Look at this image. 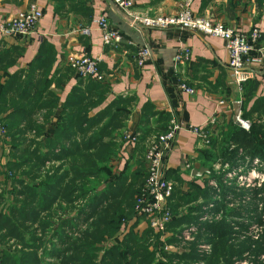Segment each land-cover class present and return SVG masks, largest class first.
Wrapping results in <instances>:
<instances>
[{
  "label": "trees",
  "instance_id": "16d2710c",
  "mask_svg": "<svg viewBox=\"0 0 264 264\" xmlns=\"http://www.w3.org/2000/svg\"><path fill=\"white\" fill-rule=\"evenodd\" d=\"M7 56L0 54V129L5 133L0 141L10 145L11 158L0 174L5 176L6 183L11 182L13 189L8 193L14 196V203L7 202V191L1 188L0 182V246L15 240L21 248L0 247V264H52L44 263L39 252L43 248L47 253L45 247L49 241L45 237L54 227V220L59 223L52 236L66 247L64 250L54 248L48 254L60 259V264H153L155 253L150 251L153 234L150 229L144 233L131 230L122 241L105 248L122 224L134 218L135 196L147 176L143 164L132 173V167H128L119 177H111V163L120 150L116 134L125 127L128 116L125 100L116 99L90 116L104 102L106 88L102 81L83 79L69 67L78 78L79 86L71 91L55 117L54 126L47 130L59 103L56 92L50 90L55 80V74L51 73L50 48L42 49L41 58L25 73L9 74L10 63L4 64ZM257 87L258 84L250 80L242 85V119L251 123L250 129L245 131L230 120L220 132L221 139L212 137L209 148L200 152L201 166L210 170L208 177H214L213 163L219 159L231 161L239 156L240 150L252 159L264 160V97L256 99L251 109L247 105ZM41 112H44L42 122L36 120ZM148 118L147 114L143 116L144 124ZM167 128L162 127L160 133ZM145 131L149 129H141L142 140L147 136ZM28 133L34 134V138L26 146ZM53 161L60 165L47 169L46 164ZM16 171H21L33 184L16 176ZM204 180L196 178L189 183L187 196L179 195L178 190L174 192L173 228L183 223L194 224L193 218L175 214L181 205L201 196L205 202L210 200L211 192L200 184ZM79 203L83 206L76 212ZM63 214L67 215L65 219L61 218ZM81 216L82 223L90 221L84 230L75 229L73 225ZM66 230L76 234V238ZM205 233L211 234L209 240L214 244L208 264H233L234 257L252 251L250 246L235 249L229 245L228 223L207 225ZM257 248L255 252H264V245L257 244ZM169 257L180 259L175 254ZM190 258L196 260V253L181 256L182 260Z\"/></svg>",
  "mask_w": 264,
  "mask_h": 264
},
{
  "label": "crops",
  "instance_id": "0c3cea01",
  "mask_svg": "<svg viewBox=\"0 0 264 264\" xmlns=\"http://www.w3.org/2000/svg\"><path fill=\"white\" fill-rule=\"evenodd\" d=\"M131 1L134 3L132 12L160 17L175 14L183 0ZM34 4L43 12L36 34L26 39L3 37L0 34V54H8L4 62L10 63L8 73L13 75L27 72L41 58L42 49L50 48L51 73L55 74L50 90L56 92L59 100L56 116L47 125V130H51L69 94L74 87L79 86L78 78L69 69L68 55L87 52L98 58L101 61V72L105 75L102 85L107 93L104 102L90 116L96 115L119 98H123L127 106L125 127L116 134L120 150L111 164L115 177H119L128 167H132L131 173L143 164L147 169L145 155L151 140L160 135V129L168 126L173 119L205 127L217 116V123L212 128L214 131L219 124L230 120L236 123L234 116L237 104H240L239 115L242 118L243 88L231 83V73L227 66L228 52L223 39L182 31L177 27L164 30L132 28L111 0H0V24ZM192 11L241 32L259 28L263 37L258 47L264 50V0H194ZM100 15H105L110 25L122 33L123 43L120 46L104 45L102 34L94 24ZM84 27L90 28V35H82L81 29ZM144 45H150L152 53L140 67L137 54ZM184 48L190 51V60L178 65L176 72V56ZM254 72L255 78L250 81L256 82L258 87L254 98L247 104L248 109H251L256 99L264 97V62ZM173 76L178 77L179 81ZM182 84L195 92L192 94L182 90ZM145 114L149 118L144 124L142 119ZM142 128L149 129L145 131L147 136L143 140ZM128 132L139 134L137 142L132 146L124 142V134ZM204 149L207 148L195 135L185 129L180 131L174 149L165 159V175L167 180L175 184V191L185 188L196 178L200 181L207 179V175H190L191 169L195 171L203 168L199 154ZM188 225L192 224L183 223L173 228L171 223L167 238L161 244L176 243L175 235ZM137 229L135 225L130 226L124 222L112 241H122L131 230L137 232ZM140 230V233H144L147 229L140 227ZM171 239L173 241L169 242ZM153 241L160 244L159 237L154 233L149 243L150 251L155 253V262L156 245ZM177 260L168 256V261L176 263Z\"/></svg>",
  "mask_w": 264,
  "mask_h": 264
},
{
  "label": "built area",
  "instance_id": "2783aa9c",
  "mask_svg": "<svg viewBox=\"0 0 264 264\" xmlns=\"http://www.w3.org/2000/svg\"><path fill=\"white\" fill-rule=\"evenodd\" d=\"M111 1L113 6L123 13L124 20L132 28L164 30L177 27L182 31L200 33L223 39L228 52L227 66L231 73V83L237 87H242L243 83L254 79L255 68L260 67L264 62V50L258 47L259 42L262 40V32L259 28H254L249 32H241L226 27L222 23L213 21L210 18L196 15L192 11L194 0H183L179 4L178 11L175 14L160 17L143 16L132 12L134 3L131 0ZM42 18V10L38 5L34 4L28 10L20 12L12 19L0 24V34L3 37L29 38L36 34ZM94 24L102 34L104 45L118 47L123 43L122 33L110 25L105 15L97 17ZM81 33L84 36L90 35V28H82ZM151 53L150 45H144L139 49L137 60L140 67L150 58ZM189 60L190 51L186 48L182 49L176 56L177 66L175 71L177 72L178 65ZM67 63L83 79L105 81V75L100 70L101 61L98 58L92 57L87 52L68 55ZM181 89L192 94L195 92L183 84L181 85ZM217 118V116L213 117L205 127L188 125L173 119L169 123L166 132L151 140L145 155L147 176L135 196V216L133 219L127 221L130 226L135 225L138 228L137 232H141L140 227L150 229L154 235L159 237V243H164L169 232V225L174 221L172 203L175 192V184L167 180L165 175V159L174 149V142L178 134L184 129L195 135L200 143L208 148L213 137L212 128L216 125ZM237 122L239 123L238 125L247 131L251 127V123L242 119L240 115L237 117ZM4 134V130L0 129L1 139ZM138 137L139 134L137 133H125L124 142L128 146H132L137 142ZM187 167L190 168L189 165ZM193 172L194 170L191 169L190 175L192 177ZM204 220L211 222L213 219L208 218V215H206ZM191 226L193 225L184 227L186 229H182L184 231L181 234L178 232L175 235L176 240H182L184 243L193 240L195 227ZM155 242L153 241V244L156 245V264H167L168 256L171 254L180 255L176 247L178 244L177 241L174 244L164 245ZM202 248L203 250L201 252L204 255H207L211 250L210 245H204Z\"/></svg>",
  "mask_w": 264,
  "mask_h": 264
},
{
  "label": "rangeland",
  "instance_id": "374dc122",
  "mask_svg": "<svg viewBox=\"0 0 264 264\" xmlns=\"http://www.w3.org/2000/svg\"><path fill=\"white\" fill-rule=\"evenodd\" d=\"M36 117V120H43V112ZM224 125L219 124L215 127L213 131V137L221 139L220 132L224 130ZM222 128V129H220ZM227 128V127H226ZM245 130V129H244ZM247 131V130H245ZM34 138V134L28 133L26 138L28 139L25 143L28 146L30 139ZM235 146L232 145L231 149ZM209 148V147H208ZM10 145L3 140L0 142V160L2 163L1 170L4 171V165L7 163V159L11 158L10 155ZM112 164V163H111ZM47 169L51 167L59 166V162H48ZM212 172L214 177H208L203 182H200L202 187H206L207 190L211 192V197L208 202H205L203 197H199L193 200L187 205H181V207L175 212L178 216L193 218L195 227V233L193 234L194 239L188 242H183L182 240H177L178 252H180V259L176 263L168 261L167 264H208V258L214 253V244L209 240L211 234L205 233V226L214 225L221 222L228 223L231 228V236L229 245L234 246L235 249H239L242 246H250L252 251H246L240 257L233 258V264H264V252H255L258 245H264V160L260 157L252 159L251 157L242 154V150L239 151V156L231 161H226L219 159L212 165ZM112 167V178H115ZM16 176L25 179L27 184H33L30 182L28 177L21 175V171H16ZM0 182L3 184L2 189L7 191L5 194L8 203H14V196L10 192L13 188L10 183H6L7 180L5 176L0 174ZM106 184V183H104ZM16 188H18L16 186ZM20 189V188H19ZM179 195L187 196L190 193L188 185L185 188H180ZM180 204V202H179ZM182 204V203H181ZM83 206L79 203L76 206L75 211H79V208ZM79 213V212H78ZM74 215L76 213H73ZM208 215V218H212L211 222L204 220V217ZM67 215H61V218L65 219ZM82 218H80V223L76 222L75 229L84 230L86 225L90 221H85L82 223ZM59 221L54 220V227L47 233L45 237L46 241H49L45 247L47 253H44L42 248L39 252V257L44 263L60 264V259L55 257V255H50V251L53 249L64 250L66 246H62L60 242L53 238V232L56 231V227ZM78 226V227H77ZM191 226V227H193ZM186 227V226H184ZM186 229V228H183ZM184 230L180 229V234ZM66 232L76 238V234H72L71 231L66 230ZM192 233V232H191ZM189 233V234H191ZM79 237V236H77ZM115 241H109L105 244V248L111 246ZM210 245L211 250L207 255H204L201 251L202 246ZM3 248H11L12 250H20L21 246L16 244L15 240H11L9 243H5ZM196 253L197 259H186L182 260L183 255H192ZM153 264H156L153 262ZM159 264V263H157Z\"/></svg>",
  "mask_w": 264,
  "mask_h": 264
},
{
  "label": "water",
  "instance_id": "95a60500",
  "mask_svg": "<svg viewBox=\"0 0 264 264\" xmlns=\"http://www.w3.org/2000/svg\"><path fill=\"white\" fill-rule=\"evenodd\" d=\"M240 114V104H237L236 107H235V116H234V120L235 122H237V117L239 116ZM237 124H239L237 122ZM210 174V170L208 168H201L199 170H195L193 172V177H203L204 175H209Z\"/></svg>",
  "mask_w": 264,
  "mask_h": 264
}]
</instances>
